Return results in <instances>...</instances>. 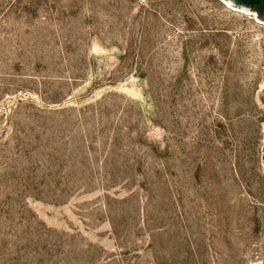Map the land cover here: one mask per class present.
<instances>
[{
	"label": "rangeland",
	"instance_id": "374dc122",
	"mask_svg": "<svg viewBox=\"0 0 264 264\" xmlns=\"http://www.w3.org/2000/svg\"><path fill=\"white\" fill-rule=\"evenodd\" d=\"M264 24L220 0H0V264H264Z\"/></svg>",
	"mask_w": 264,
	"mask_h": 264
},
{
	"label": "water",
	"instance_id": "95a60500",
	"mask_svg": "<svg viewBox=\"0 0 264 264\" xmlns=\"http://www.w3.org/2000/svg\"><path fill=\"white\" fill-rule=\"evenodd\" d=\"M243 12L252 13L258 21L264 24V0H220ZM255 101L264 108V74L258 82ZM263 145L261 147V167L264 172V123H262Z\"/></svg>",
	"mask_w": 264,
	"mask_h": 264
},
{
	"label": "bare ground",
	"instance_id": "6f19581e",
	"mask_svg": "<svg viewBox=\"0 0 264 264\" xmlns=\"http://www.w3.org/2000/svg\"><path fill=\"white\" fill-rule=\"evenodd\" d=\"M227 4V3H226ZM228 5V4H227ZM255 17V16H254ZM256 18V17H255ZM256 20H258L257 18H256Z\"/></svg>",
	"mask_w": 264,
	"mask_h": 264
}]
</instances>
